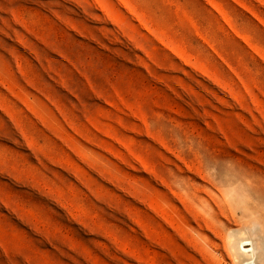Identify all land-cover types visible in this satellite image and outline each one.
Masks as SVG:
<instances>
[{
  "label": "rangeland",
  "instance_id": "374dc122",
  "mask_svg": "<svg viewBox=\"0 0 264 264\" xmlns=\"http://www.w3.org/2000/svg\"><path fill=\"white\" fill-rule=\"evenodd\" d=\"M255 225L264 0H0V264H238Z\"/></svg>",
  "mask_w": 264,
  "mask_h": 264
},
{
  "label": "bare ground",
  "instance_id": "6f19581e",
  "mask_svg": "<svg viewBox=\"0 0 264 264\" xmlns=\"http://www.w3.org/2000/svg\"><path fill=\"white\" fill-rule=\"evenodd\" d=\"M257 229L255 225L251 228L235 229L228 233L227 245L238 264H255L257 257L264 262V239L262 235L260 241L254 237Z\"/></svg>",
  "mask_w": 264,
  "mask_h": 264
}]
</instances>
